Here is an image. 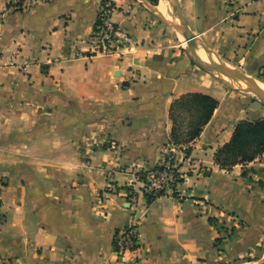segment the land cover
Returning a JSON list of instances; mask_svg holds the SVG:
<instances>
[{
  "label": "crops",
  "instance_id": "crops-1",
  "mask_svg": "<svg viewBox=\"0 0 264 264\" xmlns=\"http://www.w3.org/2000/svg\"><path fill=\"white\" fill-rule=\"evenodd\" d=\"M6 1L0 0V264H264V153L229 169L214 162L237 121L263 118L264 110L248 107L239 117L230 107L229 120L222 99L198 88L192 61L150 0H107L126 41L119 52L92 57L89 41L104 0H41L25 11L8 9ZM180 5L191 37L264 83V0ZM194 92L218 101L180 163L181 172L193 167L195 175L184 177L176 196L148 203L135 175L160 162L170 142V105ZM44 101L56 106L44 110ZM115 114L146 118L116 124L114 146L88 155L76 147V124L52 127L65 115ZM130 181L135 209L126 199ZM130 223L138 249L118 258L114 234Z\"/></svg>",
  "mask_w": 264,
  "mask_h": 264
},
{
  "label": "rangeland",
  "instance_id": "rangeland-1",
  "mask_svg": "<svg viewBox=\"0 0 264 264\" xmlns=\"http://www.w3.org/2000/svg\"><path fill=\"white\" fill-rule=\"evenodd\" d=\"M153 5L156 6V10L160 15H162L166 26L172 29L174 33H176V44L178 45V49L183 51L186 54V57L192 61V68L194 69V74L199 76L201 81V85L198 87L202 90H209L214 93L217 97L222 99V106L220 110L226 112L229 115L230 120V107L232 110H235L239 117H246V110L248 107H254L261 110H264V83L260 82V78L257 75H249L245 72L241 71L239 68L235 66H227L223 63V59L215 54V56L207 51L208 48L205 47L202 43L192 37L188 43L184 42V36L181 32L182 26L181 21L177 13V6L173 2V0H157L154 3V0H150ZM171 4H170V3ZM169 3V4H168ZM164 5V8L161 9L160 5ZM161 10V11H160ZM160 11V12H159ZM189 32V28H188ZM192 47L193 49L202 48L204 51L200 54L196 52H192L189 49ZM210 49V48H209ZM211 51V50H210ZM247 78V79H246ZM248 80V82H247ZM251 81V82H250ZM242 82V83H241ZM245 82V83H244ZM251 83V84H249ZM249 84V85H248ZM254 84V85H253ZM257 89L261 92V95L254 94L246 88ZM56 105L52 104L50 101H44V110H51V107ZM56 108V107H55ZM126 112V108L122 107L120 113ZM45 116V115H44ZM101 118L104 121H99ZM134 118L137 121H141L146 117H125L124 115H110V116H90L86 119H76L73 116L65 115L62 117V120L58 122V124H52V127L56 125L58 127H65L67 124L73 125L76 124L78 126V130L72 133V136L75 138L76 147L80 149V154L88 155L89 151L94 148H110V146H114V139H111L110 133L114 131L116 124L125 123V121H131ZM263 118L248 120L246 118H242L241 120L247 121H255V120H263ZM56 120L53 119V121ZM238 120V121H241ZM237 121V122H238ZM101 122V123H100ZM43 123H51V120L45 119ZM104 128H98L99 126ZM51 124L48 126H44V129L51 127ZM51 127V128H52ZM182 129H184L182 127ZM99 131H102L100 133ZM67 134V133H66ZM179 140V139H178ZM90 145H87L89 144ZM108 146V147H106ZM184 147L183 150V158L182 155L179 154L178 150L182 149L180 146H174L169 142L168 145H164L162 148V158L160 162L154 167L149 168L147 170H138L135 175V181L141 182V187H138V190L143 191L144 195H156L149 192V183L151 180L157 179L160 171L163 169V163L166 162L167 159L171 158L172 163L174 165V175L163 179L164 184H166V190L164 191V195L171 194L174 191H177L179 183L184 179V177L190 173L192 177H194V171L196 168L189 167L186 171H180V163L184 164L187 162V158L189 156L184 154L188 149V145H182ZM91 152V151H90ZM184 162V163H183ZM187 166V165H186ZM156 167H160V169H155ZM198 174V173H197ZM159 183H162V179L158 180ZM135 182H128L127 188V201L134 207L135 209V197L134 191L132 190V185ZM174 196V195H173ZM127 229L133 230V246H129V249L122 250L119 249L118 237L121 233L125 232ZM138 232L136 229V225L133 223L128 224L123 229H120L114 234L113 238V249L118 258H125L126 255L135 252L138 249Z\"/></svg>",
  "mask_w": 264,
  "mask_h": 264
},
{
  "label": "trees",
  "instance_id": "trees-1",
  "mask_svg": "<svg viewBox=\"0 0 264 264\" xmlns=\"http://www.w3.org/2000/svg\"><path fill=\"white\" fill-rule=\"evenodd\" d=\"M157 0H154V3ZM101 22L97 19L94 32L98 30ZM218 101L206 94L187 93L175 99L169 109V117L172 123L170 142L174 146L189 144L198 138L204 126L211 119ZM182 127L184 129H182ZM179 139V140H178ZM189 148L185 154H189ZM264 153V119L238 121L233 129L228 142L223 144L214 154V162L225 169L237 164H246ZM155 169H160L156 167ZM177 195L176 191L172 193ZM164 195L161 191L156 195L145 194L150 203L156 197ZM211 223L214 220L210 219Z\"/></svg>",
  "mask_w": 264,
  "mask_h": 264
},
{
  "label": "built area",
  "instance_id": "built-area-1",
  "mask_svg": "<svg viewBox=\"0 0 264 264\" xmlns=\"http://www.w3.org/2000/svg\"><path fill=\"white\" fill-rule=\"evenodd\" d=\"M41 0H7L6 7L13 11H25L30 8L32 5L36 4ZM115 11L114 5L107 0H104L100 6L98 13V19L101 24L98 27V30L92 34V37L89 41V47L87 54L92 57L100 54H110L119 52L126 37L122 35L119 28L111 22V15ZM78 51H76L77 53ZM174 165L171 158L163 163V169L160 171L157 179L154 181L151 180L149 183V192L152 194H157L163 190H166V184H164L163 179L174 175ZM162 179V183H159L158 180ZM164 192V191H163ZM133 230L127 229L125 232L121 233L118 237L119 249L122 250L129 249V246H133ZM133 244V245H131Z\"/></svg>",
  "mask_w": 264,
  "mask_h": 264
},
{
  "label": "water",
  "instance_id": "water-1",
  "mask_svg": "<svg viewBox=\"0 0 264 264\" xmlns=\"http://www.w3.org/2000/svg\"><path fill=\"white\" fill-rule=\"evenodd\" d=\"M173 2L175 3V5L177 6V13H178V16L180 18V21H181V26H182V34L184 36V42L185 43H188L190 41V39L192 38L191 37V34H190V30L188 32V24L182 14V9H181V5H180V0H173ZM189 49L192 51V52H196V49H193L192 47H190L189 45ZM248 89L249 91L253 92L254 94H257V95H261V92L257 89H252V88H246Z\"/></svg>",
  "mask_w": 264,
  "mask_h": 264
},
{
  "label": "bare ground",
  "instance_id": "bare-ground-1",
  "mask_svg": "<svg viewBox=\"0 0 264 264\" xmlns=\"http://www.w3.org/2000/svg\"><path fill=\"white\" fill-rule=\"evenodd\" d=\"M163 1H164V0H163ZM171 1H172V0H171ZM169 3H170V2H169ZM169 3H168V4H169ZM170 4H171V3H170ZM160 8L163 9V8H164V5H163V4L160 5ZM160 11H161V10H160ZM160 11H159V12H160ZM246 79H247V78H246ZM247 82H248V80H247ZM250 82H251V81H250ZM241 83H242V82H241ZM244 83H245V82H244ZM249 84H251V83H249ZM249 84H248V85H249ZM253 85H254V84H253Z\"/></svg>",
  "mask_w": 264,
  "mask_h": 264
}]
</instances>
